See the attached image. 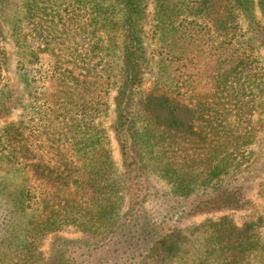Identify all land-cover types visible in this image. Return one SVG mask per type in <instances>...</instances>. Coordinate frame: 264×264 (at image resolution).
Listing matches in <instances>:
<instances>
[{
    "label": "trees",
    "instance_id": "16d2710c",
    "mask_svg": "<svg viewBox=\"0 0 264 264\" xmlns=\"http://www.w3.org/2000/svg\"><path fill=\"white\" fill-rule=\"evenodd\" d=\"M52 1L64 5L62 13L45 12ZM164 1L157 0L163 12L157 27L178 33L180 58L207 36L210 46L202 51L217 64L233 60L227 76L215 75L213 92L235 96L240 112L245 106L236 97L264 81L253 48L240 41L242 14L250 37L264 47L254 1ZM258 5L264 13V0ZM21 10L11 25L20 93L10 77L2 81L9 56L0 24V118L18 112L0 128V264L10 255L9 264H264L263 216L242 225L229 217L180 223L195 213L247 207L242 187L230 186L238 167L232 157L255 133L252 127L230 138V112L217 101L191 100L162 83L143 87L147 0H28ZM113 88L119 177L98 121ZM13 172L24 180L10 188L6 174ZM153 175L166 179L170 191L156 188ZM152 190L162 203L158 223L146 206ZM64 227L80 235L62 236ZM49 233L42 259L40 239Z\"/></svg>",
    "mask_w": 264,
    "mask_h": 264
},
{
    "label": "rangeland",
    "instance_id": "374dc122",
    "mask_svg": "<svg viewBox=\"0 0 264 264\" xmlns=\"http://www.w3.org/2000/svg\"><path fill=\"white\" fill-rule=\"evenodd\" d=\"M27 1L28 0H0V24L4 33L2 45L7 50L9 56L8 66L6 70H2L1 72L3 76L2 81L6 80V77H10V81L16 86L19 93L22 92V84L15 73L17 47L11 38V25L12 22L15 21V17L24 15L21 9L24 2ZM167 1L168 0H165L163 3ZM169 1L172 2L173 0ZM253 1L255 6L254 16L264 19V17H261L264 16V13L258 5L259 0ZM49 3L52 5V8L48 5ZM63 7L64 5L59 4L57 1L48 2L45 4V12L52 11L53 9V11L62 13ZM176 10H179V8L176 7ZM162 13V11L160 12V10H158L157 0H147V16L143 23V42L147 51L148 63L144 71L145 77L143 87L147 89L162 83L168 85V88L177 86V92L183 97L191 100H197L203 97L204 99L217 101V103L227 108L230 112V116L228 117L230 122L229 125L226 126V129L232 130L235 133V135L230 136V138L245 136L244 134L249 133L248 130L252 127L255 133L250 143L247 146H241V148L235 152V156L232 157V163L238 167L235 169L237 172L236 178L232 180L230 186L238 185L242 187L247 202L249 200V203L246 202L247 207L238 210L228 209L195 213L191 216L189 215L187 218L185 217L180 223H182V225L186 224L187 226L198 225L204 222L218 221L223 217H229L232 218L237 225H242L245 221L252 220L258 216H263L262 222H264V81L261 86L254 88L252 94H244V92H242L236 97L240 99L245 106L238 112L236 107L233 106V103H231L234 102L235 96L228 98L220 92V97L218 96V92H213V85L216 83L215 75L220 72L222 78L227 76L228 73H230V68L235 65L233 60L232 62L217 64L216 58L202 51L207 50L210 46L207 41V36L197 38L196 42L194 41V45H192L190 49L185 50L183 56L180 58L181 45L178 40H176L178 33L173 32L172 29L169 31L167 27L162 31L157 27L159 22L158 18L162 16ZM46 16H49L47 20H50L52 15ZM54 16H57V14ZM238 16H240V32L243 33V36H240V41L245 40L248 42L246 43L243 41L244 48L246 47L250 50L252 47L254 55L257 57L260 65L264 67V47L257 39L250 37V33L247 31L246 26L247 20L244 15L239 14ZM26 21L27 20L24 19L23 22L27 25ZM27 26V31L33 28L32 26ZM223 39L225 38H222V40ZM195 44L200 48L199 51H196L197 48ZM197 52H199V54H197ZM229 65H231V67ZM241 70L243 69L241 68ZM247 71V68H245L241 72L242 76H244ZM243 78L244 77H241L239 79ZM237 82H239V80L234 81V86H237ZM229 91L231 92L232 90L230 89ZM116 94V89H111L108 98L109 107L106 113H104V116L98 121H101V127L105 130V146L110 149L116 175L119 177L122 173L120 151L111 128L114 121ZM231 94H233V92H231ZM17 117L18 112H15L11 116L0 118V128L7 122L18 119ZM237 129L240 134L236 133ZM2 170L4 169L2 168ZM6 175L7 177H11L12 180V184L10 183V185H7L10 188L20 186L22 180H24L20 172H13ZM152 179V183L155 184L156 188H160L162 191H170V184L166 179L159 175H153ZM153 192L154 190L150 192V199L147 201L146 206L147 209H150L151 213L154 214V220L158 223V218H163L162 215H157L156 210H162V207H160L162 203L160 202L161 200L153 199ZM21 221V224H24L26 222V217H22ZM9 225L11 226V224L7 223L4 230H6ZM58 233L65 237H77L80 235L73 227H64ZM260 233L261 238L264 239V223L260 226ZM52 239V233L40 239L39 257L42 259H46L48 256ZM14 259V255H10L9 257L6 256L4 259L5 264H9V261ZM182 261L183 260H176L174 263L182 264Z\"/></svg>",
    "mask_w": 264,
    "mask_h": 264
}]
</instances>
